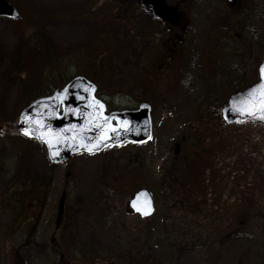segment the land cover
<instances>
[{"label": "rangeland", "instance_id": "rangeland-1", "mask_svg": "<svg viewBox=\"0 0 264 264\" xmlns=\"http://www.w3.org/2000/svg\"><path fill=\"white\" fill-rule=\"evenodd\" d=\"M14 1L23 19L0 18V126L16 123L27 92L83 74L112 108L150 102L153 137L52 166L43 145L8 127L0 264H110L123 254L133 264H264V124L219 118L231 90L258 79L264 0H190L175 31L125 0L127 13L109 0ZM44 187L29 239L27 202ZM139 189L155 206L146 219L129 210Z\"/></svg>", "mask_w": 264, "mask_h": 264}, {"label": "water", "instance_id": "water-1", "mask_svg": "<svg viewBox=\"0 0 264 264\" xmlns=\"http://www.w3.org/2000/svg\"><path fill=\"white\" fill-rule=\"evenodd\" d=\"M141 8L155 20L177 25L181 19L167 0H140ZM0 17L19 20L17 7L7 0H0ZM258 67V81L229 97L222 107V119L227 125L264 123L259 114L248 115L249 90L264 84ZM97 86L83 76L75 77L52 95L40 98L25 108L18 120L17 129L22 135L42 143L53 165H59L81 153H99L107 148L124 144L144 145L153 134L151 106L142 103L137 110L107 113L106 104L96 97ZM243 113V114H242ZM0 131L3 128L0 127ZM180 146L176 145L175 154ZM66 192L58 204L55 229L58 230L64 216ZM130 212L141 219L149 218L155 211L154 202L146 189L136 192L129 203Z\"/></svg>", "mask_w": 264, "mask_h": 264}, {"label": "trees", "instance_id": "trees-1", "mask_svg": "<svg viewBox=\"0 0 264 264\" xmlns=\"http://www.w3.org/2000/svg\"><path fill=\"white\" fill-rule=\"evenodd\" d=\"M127 1L128 5L131 7L132 10H129L131 12H135L137 11L138 9H140V5H139V0H125ZM190 0H180L179 3L175 2L174 3V7L179 10V6H186L188 3H189ZM109 2L113 5H115V7L117 9H120L121 13H125L126 12V8L124 9V0H120L118 2V0H109ZM179 4V5H178ZM112 11V10H111ZM127 13V12H126ZM85 17H87L89 14H83ZM82 15V16H83ZM46 45H47V50L48 52L50 53L49 56H50V61L53 60V55L51 54L52 53V47H51V44L50 42L48 41V39L46 38ZM258 62H261L260 59L258 60ZM52 68H54L53 66H51ZM68 80L70 79H67L63 82V79L59 78V81H57L56 77H51L49 80H48V85L46 86V88H44L43 90H35V91H31V92H27V95H26V101H25V104H28L30 101L36 99V98H39V97H42V96H46V95H49L50 93H52V91L58 87H62L64 83H66ZM253 83V82H252ZM248 85H245V86H242V87H238V88H235V89H232L231 90V93L230 94H233L237 91H240L242 89H244L245 87H247ZM112 96L116 95L114 92H111ZM229 97V95L226 97V99H224L222 101V105L227 101V98ZM24 104V105H25ZM24 105L20 108V110L24 107ZM111 108V107H110ZM20 110L18 112H20ZM219 118L221 119V117L219 116ZM7 127H10L13 134L17 135V131L15 129V123L13 124H8L6 125ZM69 177L66 176V179H68ZM44 186H48V183L45 184L43 183ZM48 188V187H47ZM56 233V232H55ZM54 237L55 235H52V238H51V251L52 253H54V256H58L59 255V260H60V256L63 255V259H64V255H65V251H63L64 248H61V247H57L56 245H54ZM24 245V244H23ZM128 258V259H127ZM129 254H123V255H120V256H117L116 258H113L112 259V262L110 264H133L132 261L129 260ZM136 263H139V260H135ZM55 264H59L58 261L55 262Z\"/></svg>", "mask_w": 264, "mask_h": 264}, {"label": "snow or ice", "instance_id": "snow-or-ice-1", "mask_svg": "<svg viewBox=\"0 0 264 264\" xmlns=\"http://www.w3.org/2000/svg\"><path fill=\"white\" fill-rule=\"evenodd\" d=\"M260 73L261 79L264 80V65L261 66ZM247 100V114L250 116L259 114L261 118H264V84L249 90Z\"/></svg>", "mask_w": 264, "mask_h": 264}, {"label": "flooded vegetation", "instance_id": "flooded-vegetation-1", "mask_svg": "<svg viewBox=\"0 0 264 264\" xmlns=\"http://www.w3.org/2000/svg\"><path fill=\"white\" fill-rule=\"evenodd\" d=\"M179 25V24H178ZM169 26V25H165L168 29L172 30V31H175V29H177V26ZM177 34V33H175ZM12 189L14 187H16L18 181H17V177H14L13 180H12ZM31 203H30V209H27L28 211V217H26V224L29 226V231L31 230V227L34 226V223L36 221L35 217H33V215L35 214L36 210H37V207L40 206L41 202H42V199H39V198H33L30 200ZM2 211H3V207L0 208V221L2 220ZM14 213L12 212V218L9 219L8 221H10L12 223V219L14 217L13 215ZM30 235V234H29ZM23 261V260H22ZM23 263V262H22Z\"/></svg>", "mask_w": 264, "mask_h": 264}]
</instances>
